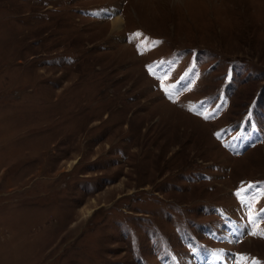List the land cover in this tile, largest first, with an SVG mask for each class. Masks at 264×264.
Listing matches in <instances>:
<instances>
[{
    "label": "rangeland",
    "instance_id": "rangeland-1",
    "mask_svg": "<svg viewBox=\"0 0 264 264\" xmlns=\"http://www.w3.org/2000/svg\"><path fill=\"white\" fill-rule=\"evenodd\" d=\"M249 184L264 0H0V264H264Z\"/></svg>",
    "mask_w": 264,
    "mask_h": 264
},
{
    "label": "snow or ice",
    "instance_id": "snow-or-ice-1",
    "mask_svg": "<svg viewBox=\"0 0 264 264\" xmlns=\"http://www.w3.org/2000/svg\"><path fill=\"white\" fill-rule=\"evenodd\" d=\"M136 37H139L140 33L134 34ZM158 42H152V44L148 45L149 47H154ZM174 62H165L160 61L155 65L148 66L147 70L150 75L156 78L159 81H164L168 79L169 72L171 71V64ZM183 81H186L184 84V88L173 89L163 88L162 90L166 93V95L171 99L174 95H179L181 91L190 90L191 81L187 78V76L182 78ZM201 104H205V102H201ZM190 111H194L197 115H203L204 119H211L213 118V114L207 111V108L196 106L195 108L189 109ZM219 138V136H218ZM255 186L249 184L247 188H241L239 191L234 193L241 203L242 208H246V216L248 219V225H237L234 222H231L225 218V223L229 224L232 229L231 234L235 236L243 235L245 230L247 231L248 235L252 236H259L260 238L264 239V231H259V224L264 222V208H261L259 211L255 209V204L259 202V198L255 191L248 192L249 189H253ZM248 192V195L245 196V193ZM249 225L251 227H249ZM214 235V234H213ZM220 257H217L219 259ZM235 264H242L244 260L243 257L236 259L233 257Z\"/></svg>",
    "mask_w": 264,
    "mask_h": 264
},
{
    "label": "bare ground",
    "instance_id": "bare-ground-1",
    "mask_svg": "<svg viewBox=\"0 0 264 264\" xmlns=\"http://www.w3.org/2000/svg\"><path fill=\"white\" fill-rule=\"evenodd\" d=\"M122 18L118 17V18H115V20L113 21L112 23V28H115V26H117L118 24L122 23Z\"/></svg>",
    "mask_w": 264,
    "mask_h": 264
}]
</instances>
